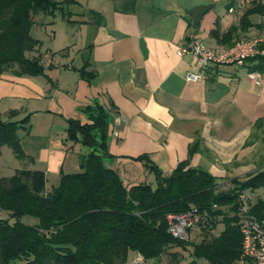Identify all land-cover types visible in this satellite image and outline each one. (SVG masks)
<instances>
[{"label":"crops","instance_id":"1","mask_svg":"<svg viewBox=\"0 0 264 264\" xmlns=\"http://www.w3.org/2000/svg\"><path fill=\"white\" fill-rule=\"evenodd\" d=\"M56 1L63 7L35 15L39 43L27 52L44 73H0V113L28 116L18 129L27 157L1 146V175L43 170L49 190L62 174L82 171L86 146L67 138V121L90 123L85 108L96 102L110 113L104 164L127 185L153 174L136 159L141 154L163 175L183 160L217 178L264 166L253 140L264 125V73L251 79L246 61L210 65L205 78L190 80L201 67L193 55L177 54L190 36L212 49L251 37L264 46V12L253 10L264 0Z\"/></svg>","mask_w":264,"mask_h":264},{"label":"trees","instance_id":"2","mask_svg":"<svg viewBox=\"0 0 264 264\" xmlns=\"http://www.w3.org/2000/svg\"><path fill=\"white\" fill-rule=\"evenodd\" d=\"M60 3L0 0V73H44L39 57L27 55L39 43L31 28L35 15L52 13L63 7ZM253 10L264 12V4L258 2ZM246 61L249 71L264 73V55ZM85 112L90 123L68 119L66 129L68 139L86 146L82 171L62 174L49 190L43 170L21 167L10 175L0 174V209L8 214L0 217V264L16 259L24 264H132L135 254L144 261H156L165 253L171 255V264H180V249L188 252L189 264H197L196 258L206 264H237L242 234L232 213L236 196L246 188H264V166L243 179L231 177V185L223 188L216 176L189 166L188 160L163 175L141 154L136 159L154 174L156 184L127 185L103 160L108 154L109 110L96 102L86 106ZM15 114V110L0 113V148L8 145L15 157L24 159L18 129L28 116L17 120ZM192 206L202 215L201 237L172 236L166 215ZM262 209L264 197L260 195L257 210ZM219 221L225 226L217 233Z\"/></svg>","mask_w":264,"mask_h":264},{"label":"built area","instance_id":"3","mask_svg":"<svg viewBox=\"0 0 264 264\" xmlns=\"http://www.w3.org/2000/svg\"><path fill=\"white\" fill-rule=\"evenodd\" d=\"M262 40L258 37L239 39L224 49L209 48L204 42L190 36L179 43L177 54L182 56L191 54L201 67L198 72L188 73L186 78L200 80L205 78L203 70L210 65L234 64L244 65L246 60L255 55H264ZM251 79H258V71H249ZM120 121L115 116L114 123ZM260 195L254 191H240L236 196V211L232 212L238 219V227L242 234L241 253L237 264H264V209L257 210ZM202 218L201 213L194 206L183 212H170L166 215L168 231L179 239H188L191 228L197 226Z\"/></svg>","mask_w":264,"mask_h":264},{"label":"rangeland","instance_id":"4","mask_svg":"<svg viewBox=\"0 0 264 264\" xmlns=\"http://www.w3.org/2000/svg\"><path fill=\"white\" fill-rule=\"evenodd\" d=\"M72 9L71 5H66L65 6V10L68 11ZM253 140L255 141L256 145H257V149H258V155L259 156H264V125H258L257 127H255L254 133H253ZM262 161H264V159H262ZM260 169V166L255 168L252 172L256 171ZM1 173H7V170H4V168H1L0 170ZM246 175H240L237 176L240 179H243ZM234 177L232 174L226 176L225 178H217V181L219 183H221V187L223 188H228L231 185L230 182V178ZM147 182H150L152 186H155L156 184V180L153 174L148 175L146 178ZM47 187H51V180L49 179L46 182ZM246 192H251L254 191L257 194L262 195V197H264V188H256V189H250V188H246L245 189ZM0 217L6 218L8 217V214L6 211L1 210L0 209ZM24 219L29 221V222H34L35 218L32 216H24ZM224 222L223 221H219L216 225V232L220 233L223 229H224ZM202 234V230L200 229V225H197L193 228H191L190 230V237L192 239H198L201 237ZM179 259H180V264H189V258L188 256V252L185 250H181L179 251ZM130 262L132 264H171L172 262V258L171 255L169 253H165L161 256L160 259L156 260V261H144L142 259V257L138 254H135L132 256V258L130 259ZM196 262L197 264H206V262L203 259L200 258H196ZM10 264H24V261L22 259H16L10 262ZM190 264H194V263H190Z\"/></svg>","mask_w":264,"mask_h":264}]
</instances>
